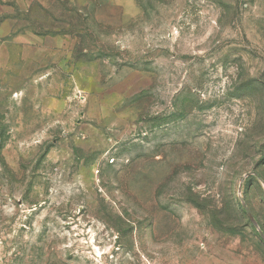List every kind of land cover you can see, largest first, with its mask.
I'll return each instance as SVG.
<instances>
[{"label":"rangeland","instance_id":"rangeland-1","mask_svg":"<svg viewBox=\"0 0 264 264\" xmlns=\"http://www.w3.org/2000/svg\"><path fill=\"white\" fill-rule=\"evenodd\" d=\"M0 264H264V0H0Z\"/></svg>","mask_w":264,"mask_h":264}]
</instances>
